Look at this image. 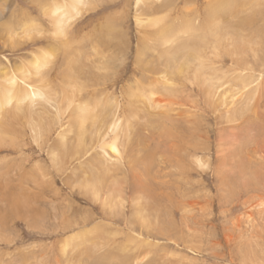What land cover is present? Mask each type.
Segmentation results:
<instances>
[{
    "label": "rangeland",
    "instance_id": "1",
    "mask_svg": "<svg viewBox=\"0 0 264 264\" xmlns=\"http://www.w3.org/2000/svg\"><path fill=\"white\" fill-rule=\"evenodd\" d=\"M220 1L82 0L59 34L77 0H0V264H264V0Z\"/></svg>",
    "mask_w": 264,
    "mask_h": 264
},
{
    "label": "bare ground",
    "instance_id": "2",
    "mask_svg": "<svg viewBox=\"0 0 264 264\" xmlns=\"http://www.w3.org/2000/svg\"><path fill=\"white\" fill-rule=\"evenodd\" d=\"M82 0H77V3H75L73 6L71 7H67L64 8V6H59L56 7V5L51 9L52 13L57 14V16L55 15L56 18V30L59 34L64 33V29H65V25H66V21L69 20V16H72V14L67 15L68 13H70L71 11H75L77 12L78 10V3H80ZM140 1V0H139ZM228 1V0H227ZM216 5L213 7V14L215 16H218L219 14H222L225 9L229 6V4L227 5L226 2H222L220 0H215ZM66 5V4H65ZM138 20V19H137ZM188 30L187 27H184L181 29V32L186 33ZM207 31L211 34H208L206 36H201L197 38V42L196 44H201V45H205L207 43H209L211 40H217L221 37V34L223 31H225V29L223 28H219L218 27L213 30L210 27L207 28ZM193 39V38H192ZM164 41L170 42L171 39L168 37H165ZM192 45V42L190 41V37H188V39L186 40L184 47L182 50H180L179 52L176 53V55H179L180 53L181 56L179 58H182L181 63L179 64L177 70L179 73L182 72V67L183 65H187L190 62H196V66L194 69V74L197 78H199L201 80L202 86L204 87V89L207 90L208 94H213L215 91V87L213 86L212 82L216 81L215 79V75L214 73H208L207 69L205 68L206 64L204 62V58L201 57L200 53L196 50V49H190L188 51V46ZM45 56L41 57L44 58ZM48 57V56H47ZM45 57V58H47ZM41 58H37V60H34L36 62V69L35 72H38V68L41 67ZM44 61V60H43ZM45 62V61H44ZM175 62V61H174ZM166 77V75H164ZM161 83H164L163 86L165 85V87L171 86L173 84L172 81H168L167 79H163V81ZM214 83V82H213ZM8 84L10 85V87L8 89H6V92L10 93L11 91L15 92L17 94V100H24L26 98H29L33 101H39V100H43L45 103H50V102H54V98H52L51 95H49L50 93L45 92L42 88H38L37 91H35L34 89H28V91L21 93V91H18L17 88L14 86V81L13 80H9ZM18 85V84H17ZM206 87V88H205ZM12 98V97H11ZM11 98H7L9 99V101H11ZM6 99V103L8 104L9 101H7ZM55 104V103H54ZM77 109L79 111H81L80 116L84 119V122L90 120L92 121V128L93 130H95L96 132L100 131L102 128H104V131H107L108 129H110L108 132H112L111 134L113 135L112 140L108 143H105L104 140L101 141V143L106 145H101V152L102 154L106 155L108 154L110 151H112L113 153H115L117 156H120L121 152L118 149V146L116 144V140L118 138L119 135V130L121 127V119L120 117L113 115V117H111L110 121L105 123L103 121L102 125H98L97 127L95 126V123H97V119L96 116L93 117L92 115L88 114L86 115L88 112L87 111H83L82 108L78 105ZM59 110V107L56 106V111ZM94 122V123H93ZM90 123V124H91ZM84 127L81 126V124L79 125V131L78 134H82L84 131ZM108 148V150H107ZM63 252V251H62ZM97 264V263H96Z\"/></svg>",
    "mask_w": 264,
    "mask_h": 264
}]
</instances>
